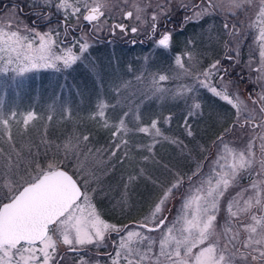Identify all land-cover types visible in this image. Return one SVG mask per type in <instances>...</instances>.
Returning <instances> with one entry per match:
<instances>
[{
	"label": "snow or ice",
	"instance_id": "snow-or-ice-1",
	"mask_svg": "<svg viewBox=\"0 0 264 264\" xmlns=\"http://www.w3.org/2000/svg\"><path fill=\"white\" fill-rule=\"evenodd\" d=\"M173 3L174 0H164L158 4L150 14V23L146 8L137 0H31L28 7L33 11L28 15L32 20L28 23L22 15L23 5H11L7 14L0 15V74L13 73L23 77L41 69L57 72L71 69L91 44L87 34L74 37L70 46H65L64 42L77 28L83 32L81 21L90 25L94 33L103 30L114 11H118L123 20L134 23L129 26L114 22L107 27L110 34L115 35L118 30L125 35L129 32L135 35L141 30L140 26L146 25L147 37L153 40L154 46L168 51L172 47V32L167 29V23H170ZM179 7L191 12L184 16V23L199 22L214 14L224 16L222 28L229 37L224 47L232 53H226L224 59L234 64L240 63L241 42L246 37L241 31L242 25L229 23L228 17H237L239 13L246 15L249 9L255 8L254 16L246 24L255 32L253 43L256 47L250 50L258 52L259 56L258 66H253V57L247 64L257 73L256 82L260 88L255 95L249 93L248 99L254 107L249 108L240 94L231 90L233 82L229 78V67H225L220 59L195 71L196 57L192 51H186L174 58L178 72L171 76L150 73L143 93L147 99L163 100L170 95L173 100L181 99L186 104L191 100L183 117L189 138L194 137V133L188 121L202 114L201 103L196 98L198 88L206 89L231 106L236 121L214 142L217 151L207 170L204 163L198 162L187 175L186 187V174L173 172V179L163 188L145 222L129 229L127 225L119 227L105 222L94 203L95 194L103 193V185L101 175L85 169L80 159V145L87 146L88 135L78 136L75 141L69 139L62 148L57 145L63 152L62 162L50 160L43 166L35 159L39 155L38 149L34 153L29 147L28 156H24L17 148L10 131V121L16 120L17 113H5L0 106V127L8 143L7 151L0 147V264H61L66 259L59 251L61 245L69 252H78L87 246L99 248L106 246L112 233H116L118 240L113 241L114 255L108 253L111 264H264V0H180ZM54 13L59 14L55 22L52 20ZM73 20L75 26L71 23ZM162 22L164 28L161 31ZM188 43L194 44V41ZM77 45L78 49L74 51ZM147 59L145 57V61ZM185 77L193 82L181 84L176 89L165 87L168 81ZM136 79L143 81L144 73ZM214 79L219 83H214ZM108 107L101 102L92 118L101 121L104 128L112 129L113 139L106 150L109 161L122 150L127 156L129 141L126 137L130 133L152 136L153 143L147 145L149 152L159 143L157 138L178 146L182 144L164 136L158 118L142 125L139 106L135 111H124L114 124L107 117ZM130 114L134 117L135 127H129L127 122ZM172 118L169 114L164 122L170 123ZM35 119L34 112L23 116L25 130ZM237 127H247L255 133L259 140V156L254 151L255 140L251 138L243 148L225 141V135ZM42 143L47 145V141ZM100 151L88 147L83 155L87 159ZM204 159L208 160V157ZM66 168L76 171L70 174ZM107 171L110 169L103 174ZM245 178H249L250 183L241 187ZM132 179L135 178L129 177L130 181ZM182 188L184 191L180 192ZM232 189H238L235 195L231 194ZM177 194L181 205L170 221L165 212L170 211L169 201ZM222 208L225 216L221 224L218 217ZM151 232H158V238L146 234ZM80 264L91 262L82 257Z\"/></svg>",
	"mask_w": 264,
	"mask_h": 264
},
{
	"label": "rangeland",
	"instance_id": "rangeland-1",
	"mask_svg": "<svg viewBox=\"0 0 264 264\" xmlns=\"http://www.w3.org/2000/svg\"><path fill=\"white\" fill-rule=\"evenodd\" d=\"M137 2L146 8L150 21V14L164 0H137ZM178 3L180 4V0H174L173 5ZM250 10L254 11L255 8ZM120 18L119 12L114 11L111 20H119ZM128 22L131 25L134 23V21ZM71 23L75 26L74 20ZM85 23L81 21V25ZM209 26L206 23L184 28L178 33L176 42L173 41L174 30L168 29L172 32V47L168 51L157 49L153 41L148 49L138 46L132 52L112 46L91 56L89 48L82 59L68 70L57 72L54 69H41L27 73L23 77H16L13 73L0 74V106L3 107L5 113L9 111L17 113L16 120L10 121L11 135L17 148L23 152L24 156H28L29 147L34 153L38 149L39 155L35 159L43 161L50 156L55 158L57 163H61L63 152L58 150L57 145L62 148L66 141L69 139L75 141L76 137L83 136L82 133L86 132L111 135V128H104L101 121L91 117L92 110L95 109L94 113H96L101 102L109 105L106 114L109 122L113 124L120 119L124 111L129 109L135 111L139 106L142 125H147L153 118H158L159 127L164 136L181 141L182 144L178 146L162 138H157L159 143L155 144L152 152H149L147 145L153 143V137L138 132L130 133L126 137L129 141L126 157L122 150L117 154V157L109 161L107 149L99 148L101 151L95 157L89 155L85 159L83 153L87 152L88 147H91L93 151L96 150L94 145L92 143L89 145L88 142L87 146L83 143L80 145L82 150L80 159L85 169L94 170L98 175H101L103 193L98 191L94 197V203L97 205L101 218L105 222L119 227L127 225L129 229L144 223L150 209L159 198L161 189L163 190L164 186L166 188L173 179V172L186 174V187L187 175L191 174L196 164L202 162L208 166L209 161L215 156L217 149L214 142L216 140L210 147H207L204 146L202 137L220 136L225 129L230 128L236 121V115L231 114V106L212 96L206 89L198 88L196 98L201 103L202 114L188 121L194 133V137L189 138L186 135L183 117L191 100H188L186 104L181 99L173 100L170 95L163 100L147 99L143 95L148 85L147 77L150 73H167L171 76L179 71L174 66V58L177 54L192 51L196 57L195 71L203 69L205 57H212L216 53H220L222 57L226 52L228 55L232 54L226 51L223 45V28L218 29L220 31L219 36H214L211 34L212 31ZM107 27L106 24L103 30L91 32L96 35L107 32ZM140 27L141 33L146 36L144 26ZM89 30H92L90 25H88V30H84L80 34L88 35ZM190 40L194 41V44H189ZM77 49L78 45L74 51ZM145 57L148 58L147 61H145ZM185 63H188L187 59H185ZM142 72L145 79L138 81L136 77ZM192 82L191 78L185 77L180 80H170L165 84V87L176 89L181 84H191ZM117 89H119V94ZM245 102L250 103L249 100H245ZM252 107L254 106L250 103L249 108ZM28 112H34L36 119L30 121L27 130H25L22 120ZM169 114H172L173 118L170 123H165V117ZM49 116L52 117L51 120L48 119ZM127 122L129 127H135L132 114L127 118ZM57 129L68 131L71 134L70 137L62 142H54L55 140L49 138L48 132L56 133ZM3 137L4 131L0 127V147L7 151L8 143ZM142 137H145V141L140 142ZM224 138L226 142H231L241 148L251 138L255 140L254 151L256 155L259 156L260 154L259 140L250 128L237 127ZM43 141H47V145L42 143ZM185 145L186 147H184ZM182 148L183 151H181ZM157 154L166 155L169 158L168 161L166 163L160 162ZM144 156L148 159L146 160ZM205 157L210 158L205 161ZM121 159L123 160L122 163L119 162ZM50 160L41 164L46 166ZM190 163H192L191 170L183 173ZM106 169H110V171L104 175ZM66 170L70 174L76 171L74 168H66ZM33 174H35L34 171ZM129 177L135 179L130 181ZM249 183L250 179L245 178L241 182V187H247ZM237 190H230L231 194L235 195ZM183 191L184 188L180 190V192ZM122 197L124 198L123 201ZM180 205L179 194L169 201L168 208L170 211H166L165 215L170 221L176 216ZM224 216L225 212L222 208L218 217L221 224ZM146 234L153 238L159 236L158 232ZM115 240H118V236L116 233H112L106 246L99 248L93 246V248L97 251L104 248L108 252L112 251L114 255L115 248L112 243ZM59 251L66 257L64 261H61V264H69L71 259L80 264L82 257L91 264H96L97 261L99 264H111L110 257L105 261L86 259L85 256L78 254L83 249L73 255L61 245Z\"/></svg>",
	"mask_w": 264,
	"mask_h": 264
},
{
	"label": "trees",
	"instance_id": "trees-1",
	"mask_svg": "<svg viewBox=\"0 0 264 264\" xmlns=\"http://www.w3.org/2000/svg\"><path fill=\"white\" fill-rule=\"evenodd\" d=\"M16 1L20 2V0H16ZM172 9H173V11H172V15L169 18L170 23H167V29L174 30L175 35H174L173 41L176 42L178 33H180L182 30H184L183 23H181V18L183 16L184 12H183L182 8H179V3L176 5H173ZM28 10H30V8L23 5V11H25L26 13H22V15H23L24 21L26 23H28L32 20V16L28 15L31 11L27 12ZM221 16L224 18L223 15H221ZM55 21H57V20H55ZM55 21H53V22H55ZM114 22L123 23V22H125V20H123L122 17L119 20H113V19L111 20V18L107 19V25H111ZM149 23H150V21H149ZM81 26L83 28V31L88 30V25L86 23L81 25ZM159 27H160V30L162 31L164 28L163 22L160 24ZM144 28H145L144 32H146V35H147V26L145 25ZM61 31H62V29H61ZM91 31L92 30H89L88 35H87L89 42L91 44V47H90V52H91L90 55L91 56L96 55L97 52L101 53L102 51H105L112 46L115 48L117 47V48L127 49L130 52L134 51L136 49V47H138V46H141L144 49H148L150 47V43L153 41L152 39L148 38L146 43L145 42L144 43H138L139 44L138 45V44L133 43V41H136L135 38L137 36L133 35L131 33H129L128 35H125L123 33H120L117 30L115 35L110 34L109 31L102 32L100 34L97 33V35H96ZM80 33H82V32L80 31L79 28H77L76 32H74L69 37V40H66L64 42L65 46H69L70 41L74 43V37H79L81 35ZM142 35H145V34H142ZM138 37H140V36H138ZM62 40H63V37H62ZM138 40H142V37H141V39L139 38ZM94 111H95V109L92 110L91 117H93ZM82 134L83 135L86 134L89 136L90 139L88 141L89 142L88 144L91 145V143H92V145H94V149H99V148L108 149L110 146V142L113 139L112 135L107 136V135H104L102 133L96 134V132L95 133L86 132V133H82ZM70 135L71 134H69L68 131L66 132V131H62L59 129H57L56 133L48 132L49 138L52 140H55L54 142H62L63 140H66L67 138H69ZM217 137L218 136H211V137H206V138L202 137L204 146L210 147L211 144L215 140H217ZM143 141H145V137H142V140L140 142H143ZM158 155L159 154H157V156ZM209 158L210 157H208V160H209ZM49 159L54 160L55 158L48 156L46 160L42 159L43 161H40V162L42 164L43 163L45 164V162H47V160H49ZM158 159L160 160V162L166 163V161H168L169 158L166 155L162 154V155L158 156ZM205 161H207V160H205ZM206 167L207 166H205V168ZM191 168H192V163H190V165L186 168V170L183 173H185L186 171L189 172L191 170ZM163 188H165V186ZM161 192H162V189H161ZM148 210H147V212H148ZM75 253L76 252H72L71 254L74 255ZM106 253H108V251L104 250V248H102V250H100V251H97V250H94V248L92 246V247H87V248L83 249V251H81L78 254L85 256V258L89 259V260L98 259V260H104L105 261L107 259L106 255H105ZM69 264H79V263H77V261H74L71 259Z\"/></svg>",
	"mask_w": 264,
	"mask_h": 264
},
{
	"label": "flooded vegetation",
	"instance_id": "flooded-vegetation-1",
	"mask_svg": "<svg viewBox=\"0 0 264 264\" xmlns=\"http://www.w3.org/2000/svg\"><path fill=\"white\" fill-rule=\"evenodd\" d=\"M30 2H31V0H20V2H18L16 0H0V15L7 14L9 11V6H11V5H24V6L28 7ZM188 2H191V0H188ZM196 2H199V0H196ZM29 11H33V9H30L27 12H29ZM254 11L249 9V11L247 12L246 15L244 13H239L237 17H228L229 23L235 22V23H239L242 25L241 31H242L243 35L246 37L241 42V53L239 56L240 63L234 64V62L229 61L227 59H224L225 54L227 53L226 52V53H224L223 57L220 53L219 54L216 53L212 57H209V56L205 57L204 58L205 59L204 64H203V68H205L214 60L220 59L222 64L225 67H229V71H230V77L229 78L233 82L231 85V90L234 92H238L240 94L241 98L243 100H247V101L249 100L248 97H249L250 92H252L253 95H255L256 92L260 91L259 85L256 82L257 73L255 71L251 70L247 66L250 57H253V66L254 67L258 66V60H259L258 52H253L250 50V49L256 47V45L253 43V37L255 35V32H254V30H249L246 27L248 19L254 15V13H253ZM183 12H184V14L181 18V23H183L184 28H188L190 26L192 27L196 24H203L204 25L207 23V25H210L209 29L211 28L210 29L212 31L211 34H213L214 36H219L220 31H218V29L220 30V28L222 27V21L224 20V18L220 14L205 16L199 22L184 23L183 22L184 16L185 15H191V12L190 11L186 12L184 9H183ZM23 13H26V12L23 11ZM58 18H59V15L54 13L52 16V20L55 21ZM123 23L131 26V23H129L128 20H125V22H123ZM215 28L217 29V31ZM140 33H141V30L135 34L137 36L135 38V40H136L135 44L144 43V42L146 43V41L148 40L147 35L144 36V35H142V33L141 34ZM138 36H140V37H138ZM141 37H142V40H138L139 38L141 39ZM223 39H224V41H223V45H224L225 41H227L229 39V37L226 35L224 36V34H223ZM225 50L227 51V49H225ZM213 82L219 83V81L215 80V79ZM249 102L251 103L250 100H249ZM250 103H247L248 106H250ZM251 105H252V103H251ZM231 114H235V110L231 109ZM256 131L258 132L259 129H257ZM110 252L112 253V251H110ZM110 252H108V253H110ZM108 253L105 254L106 258L109 257Z\"/></svg>",
	"mask_w": 264,
	"mask_h": 264
}]
</instances>
